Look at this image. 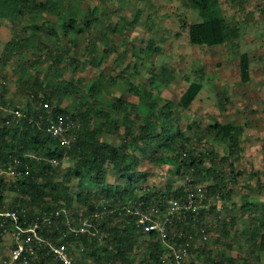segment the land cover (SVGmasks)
<instances>
[{
    "label": "rangeland",
    "instance_id": "374dc122",
    "mask_svg": "<svg viewBox=\"0 0 264 264\" xmlns=\"http://www.w3.org/2000/svg\"><path fill=\"white\" fill-rule=\"evenodd\" d=\"M53 1L58 3V10L28 12L13 23L0 17V98L2 107L6 108L0 110V117L7 115L13 107L30 112L35 109L36 112L29 113L34 118L41 113V108L46 116H52L53 105L65 108L69 113L77 107L81 112H87L93 126L107 120L114 122L116 128L109 134L103 133L99 139L117 144L123 139L126 128L134 131L133 134L138 132L147 113L131 85L163 105L167 100L176 104L190 82H201L200 92L187 108L173 107L174 116L169 127L171 133L178 130L188 138L186 147L191 158L205 155L200 174H191V167H179L180 159H173L172 152L155 146L157 150H143L130 171L133 180H137V188L126 198L127 202H136L145 189L164 192L167 186H183L188 174L206 189L211 177L205 171L214 163L215 167L225 171L227 179L236 180L228 185L230 194L226 198L219 195L207 201L202 199L200 221L193 220L197 224L190 225L186 220L177 222L179 225L175 230L190 237L188 264H209L223 256L232 260L224 264H264V227L252 234L254 225L264 219V0H218L224 16V42L212 46L191 44L189 40L187 26L199 19L198 7L191 0ZM71 17L76 18V27L80 30L72 44L69 43L73 34L69 27ZM13 46L17 50L10 53ZM63 49L67 52L60 56L58 52L63 53ZM59 57L62 58L57 61L55 58ZM244 61L248 66L247 79L241 74ZM164 69L167 84L160 78ZM66 80H71L78 92L62 97L60 103H57L58 95L52 97L50 107H46L49 112H46L41 104L43 91L37 90V97L34 96L36 82L51 91L60 85V81ZM90 86H94L92 93ZM117 99L138 104L139 108H128L129 113L123 120L118 112L111 110ZM84 100L91 109L86 108ZM67 117L79 128L78 119ZM215 121L243 126L241 148L236 154L229 155L228 144L216 139L210 131ZM18 149L19 146L13 151ZM25 155L32 168L37 170L45 166L33 152L26 150ZM191 158L186 160V165ZM76 162V156L65 155L51 163L54 179L63 182L62 194L73 199L80 190L93 189L82 168L80 175H76ZM3 166L0 165V169ZM103 170L105 181L117 186L116 192L110 191V196L117 194V200H120L125 190L130 191L133 180L122 178L111 164H106ZM0 178L4 179L6 189L16 180V177L6 175H0ZM80 179L84 182L82 187L78 184ZM19 199L26 201L20 204ZM44 200L48 204L52 201L50 197ZM5 206L26 207L34 215L49 212L10 190H5ZM58 210L62 217L54 230L60 226L66 228L61 238L69 229L67 219L71 224L78 217L87 216L86 208L75 200ZM107 211L103 208L93 214L101 219ZM72 225L76 226V223ZM204 226L208 238L202 241ZM99 232L103 234L102 239L87 234L86 243L80 240L68 244L76 264H96L97 254L103 264H139L148 259V237H135L125 258H110L108 255L114 252V244H108V240L114 243L115 240ZM92 236L95 239H90ZM10 242V234H2L0 262L7 254ZM163 260L171 264L166 250ZM56 261L52 258L45 264H59Z\"/></svg>",
    "mask_w": 264,
    "mask_h": 264
},
{
    "label": "trees",
    "instance_id": "16d2710c",
    "mask_svg": "<svg viewBox=\"0 0 264 264\" xmlns=\"http://www.w3.org/2000/svg\"><path fill=\"white\" fill-rule=\"evenodd\" d=\"M230 1L236 2L241 0ZM191 2L197 5L199 17L196 22L187 26L191 44H206L211 46L222 44L224 42V16L219 1L191 0ZM50 8L58 10L60 7L58 3L53 0H45L39 3L33 0H0V17L13 23L17 17H22L28 12L42 13ZM93 12L95 11L93 10ZM75 19L76 18L74 17L69 19V27L71 33L74 34L69 37L70 44L74 42V36L80 34V30L76 27ZM151 46H153V44H151ZM155 49L158 50L159 48L156 47ZM14 50H17L14 46L9 49L10 53ZM19 52L20 51H16V53ZM62 52L63 53L58 52L60 53V56L61 54L66 53L67 50L63 49ZM61 58L62 57L55 59L58 61ZM241 74L244 79H247L248 66L245 61L241 65ZM161 75L160 78L162 82L167 84L168 79L166 78L165 69L162 71ZM57 86L58 87L53 90L48 91L46 87H42L40 82H36V89L33 90L34 96L37 97V90L41 89L43 91L41 104H46L50 107L52 97L58 95L57 97H59V99L57 100V103H60L62 97L69 94L75 95L78 92L71 80L60 81V85ZM93 87L90 86L89 88L91 93ZM130 88L133 89V93L138 96V102L141 106L143 105L147 108V113L138 132L133 134L135 133L134 131L126 128L124 135L122 136L123 139L117 144H112L99 139V136L103 133L109 134V131L116 128V126H113L114 122L106 119L107 121L105 123L93 126L91 125L92 119L88 116L87 112H81L77 107L69 113L65 108L53 105L52 117L46 116V114L43 113L44 108H41L40 111L45 117L55 118L56 115L60 114L62 116H69L73 120H79V128H74L77 139L68 146L62 145L57 138L46 131V120L41 126L29 122L28 119L20 120L18 123L4 124V116L0 117V165H5L8 160H12L11 158L13 156H17L21 160V164L19 165L21 173L16 177L14 184H10L8 189H6L4 179L0 178V208L7 207L14 209L20 207L5 206V190H10L18 192L23 198L28 199L32 205L41 207L42 209L44 208L45 211H52L62 206H68L74 200L86 208V215L91 218L93 217V213L97 211L99 212L103 208L107 209V214H102L101 219H99V231L104 232L107 236H112L115 240V243L113 240H108V244H114V252L112 251L108 256L110 258L124 257L126 252L130 250L135 243L134 238L144 235L136 233L133 225L126 220V217L117 214L122 206L128 203L126 198H128L133 193L134 189L137 188V180H133L130 171L131 168L137 164L138 155L142 154L143 150V152L152 149L167 150L168 152H172L173 159H180V163H178L179 167L183 166L184 169L191 167L193 169L191 174H200V165L205 160L204 154L191 158V153L186 147V144L189 141L188 138L184 137V134L178 130L173 133L169 131L174 116L173 107L177 105L178 107L187 108L200 92L202 88L201 82H190L176 104L170 100H167L163 105L159 104L157 99L152 98L149 94L144 95L140 93L138 90H135L133 85H131ZM83 104H87L85 100L83 101ZM130 107L139 108L138 104L131 102L123 103L122 99H117L111 105V110L118 112L122 119L125 120L129 113L128 108ZM13 108H18L23 111L20 107ZM86 108L91 109V106H87ZM2 110L4 111V109ZM23 112L28 116L36 111L35 109H32L31 112L30 110ZM17 130H19L18 135ZM210 131L216 139L228 144L229 155L236 154L241 148L240 137L244 133L243 126L215 121L210 126ZM127 135L128 138L126 137ZM17 138H19V140H17ZM17 146H19V149L14 152L13 149ZM128 148H130V150H128ZM26 150L33 152L36 157L42 159L39 160V162H42L45 166L37 170L32 168L29 163V158L25 155ZM138 151L139 153L137 154ZM65 155H74L77 157L76 175H80L82 168L85 173L88 174V181L93 186L92 190H80L77 192L74 199L62 194L64 188L63 182L55 180L53 177L54 171L50 160H61ZM189 158H191L192 161L186 165L185 162ZM106 164H111L112 169L120 174L125 180H133V185L130 191L125 190V193L120 200H117V194H114L113 197L110 196V191L115 190L117 186L105 181L106 174L103 167H105ZM205 172L209 178L211 177V182L206 185L203 201H207L210 197L216 198L219 195L222 198H224L225 195L226 198V196L230 194L228 185L230 183H235L236 179H227L225 171L215 167L214 163L206 169ZM188 175L192 178L190 174ZM36 178H39V181H36ZM192 179L197 181L194 178ZM83 183L82 179H80L78 184L82 187ZM100 194H102V196L99 197ZM185 194L186 191L184 185L176 188L167 186L164 192L155 190L154 188L148 190L145 189L135 203L156 205L159 206L160 209H163L165 208L168 199L172 197L183 198ZM45 197H50L52 199L51 203H45ZM25 201L26 200L24 199L18 200L20 204L25 203ZM114 209H116L115 212H111V210ZM211 209L215 211L214 207H211ZM33 215L34 213L32 210L28 208V216L32 217ZM197 218V221H200V215H198ZM184 220L190 225L197 224V222H194L189 216H186L183 221ZM260 227H264V219L259 222L258 225H254L252 234L254 235V233L258 232ZM1 230L2 228H0V240L3 234ZM62 232H66V228L60 226L59 229H56L51 233L49 232L47 235L51 237L60 236ZM147 236L150 253L148 259L140 261L139 264H168L163 260V253L165 250L163 249L162 244L156 240L153 233H150ZM262 237H264V234H262ZM87 238H89L87 234L75 236L71 233H67L63 240L67 243L80 240L86 243L88 240ZM90 239H95V237L92 236ZM50 259H52L51 256L39 253L38 259H35L36 261L34 260V262L35 264H45ZM231 261L232 260L223 256L220 257L219 260H212L209 264H224L225 262ZM56 262L62 264L58 261ZM96 264H103L100 260V254H97ZM189 264L193 263L190 262Z\"/></svg>",
    "mask_w": 264,
    "mask_h": 264
},
{
    "label": "built area",
    "instance_id": "2783aa9c",
    "mask_svg": "<svg viewBox=\"0 0 264 264\" xmlns=\"http://www.w3.org/2000/svg\"><path fill=\"white\" fill-rule=\"evenodd\" d=\"M43 106L47 107L46 104ZM0 108L6 109L1 105V98ZM46 112H49L47 108ZM24 119H28L29 122L38 126H41L46 120V131L64 146L70 145L77 139L74 130L77 126L67 116L60 114L56 115L55 118H50L40 113L34 118L27 116L18 108H12L4 116V124L18 123ZM11 159L0 169V175L10 177L20 175L21 160L17 156H13ZM50 162L54 163L55 159H51ZM184 187L185 196L168 199L164 209H160L156 205H143L133 202L126 203L117 212L122 217H126V220L133 225L136 233H153L156 240L164 246L171 264H188L190 237L176 231L175 227L177 222L182 221L186 216L196 221L200 214L199 209L203 205L204 186L187 175ZM115 210H111V212H115ZM61 217V210L58 209L29 217L27 208L9 209L1 207V232L10 234L11 242L7 254L2 258L0 264H34L33 260L38 256V253L49 255L62 264H76L70 255L69 243L63 240L68 232L74 235L88 234L96 235L98 239L103 238V234L99 232V216L97 214H93L92 218L90 216L78 217L77 221H71V224L70 220L67 219L69 229L66 234H62V238L61 234L60 236H48L49 232H53L58 227ZM74 223L76 226L72 225ZM205 227L201 229L202 241L208 238Z\"/></svg>",
    "mask_w": 264,
    "mask_h": 264
},
{
    "label": "crops",
    "instance_id": "0c3cea01",
    "mask_svg": "<svg viewBox=\"0 0 264 264\" xmlns=\"http://www.w3.org/2000/svg\"><path fill=\"white\" fill-rule=\"evenodd\" d=\"M142 236H146V237H148L147 235H142ZM192 255V254H191Z\"/></svg>",
    "mask_w": 264,
    "mask_h": 264
},
{
    "label": "clouds",
    "instance_id": "9594fccd",
    "mask_svg": "<svg viewBox=\"0 0 264 264\" xmlns=\"http://www.w3.org/2000/svg\"><path fill=\"white\" fill-rule=\"evenodd\" d=\"M177 225V224H176ZM146 235H148V234H146Z\"/></svg>",
    "mask_w": 264,
    "mask_h": 264
}]
</instances>
